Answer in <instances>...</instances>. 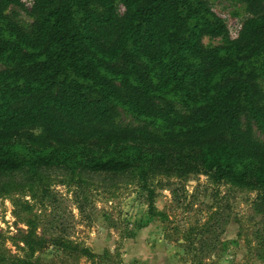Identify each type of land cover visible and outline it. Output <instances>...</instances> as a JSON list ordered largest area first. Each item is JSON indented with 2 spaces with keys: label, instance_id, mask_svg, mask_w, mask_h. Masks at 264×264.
<instances>
[{
  "label": "trees",
  "instance_id": "1",
  "mask_svg": "<svg viewBox=\"0 0 264 264\" xmlns=\"http://www.w3.org/2000/svg\"><path fill=\"white\" fill-rule=\"evenodd\" d=\"M242 1L250 17L230 39L204 0H119L122 13L116 0H0V173L58 168L80 184L82 171L132 172L150 218L157 174L203 173L255 190L263 217L264 143L251 124L264 136V0ZM204 36L225 44L204 48ZM120 110L143 125L118 124ZM22 241L29 257L0 264H34L48 242L69 248L31 231Z\"/></svg>",
  "mask_w": 264,
  "mask_h": 264
},
{
  "label": "rangeland",
  "instance_id": "2",
  "mask_svg": "<svg viewBox=\"0 0 264 264\" xmlns=\"http://www.w3.org/2000/svg\"><path fill=\"white\" fill-rule=\"evenodd\" d=\"M204 1L224 21L228 38H236L250 17L246 4ZM21 2L27 10L31 7L32 0ZM116 3L122 13L119 0ZM7 14L30 29L33 19L23 9L9 7ZM224 44L222 37L202 38L207 49ZM258 83L264 88L263 81ZM119 114L120 125H143L122 110ZM251 126L264 143L257 126ZM76 177L80 184L58 168L0 173L1 256L29 257L22 240L31 231L48 241L66 239L69 247L48 242L31 256L34 264H264V216L253 211L255 190L226 182L217 185L203 173L157 174L152 180L156 215L150 218L134 173L82 171ZM44 189L50 199H43Z\"/></svg>",
  "mask_w": 264,
  "mask_h": 264
}]
</instances>
